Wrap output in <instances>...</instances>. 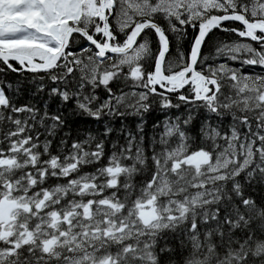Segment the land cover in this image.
<instances>
[{
    "label": "snow or ice",
    "instance_id": "snow-or-ice-1",
    "mask_svg": "<svg viewBox=\"0 0 264 264\" xmlns=\"http://www.w3.org/2000/svg\"><path fill=\"white\" fill-rule=\"evenodd\" d=\"M0 264H264V0H0Z\"/></svg>",
    "mask_w": 264,
    "mask_h": 264
}]
</instances>
